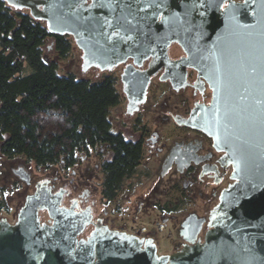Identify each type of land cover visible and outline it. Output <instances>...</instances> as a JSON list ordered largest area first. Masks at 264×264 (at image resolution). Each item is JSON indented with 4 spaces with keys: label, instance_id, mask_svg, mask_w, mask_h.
Here are the masks:
<instances>
[{
    "label": "water",
    "instance_id": "water-1",
    "mask_svg": "<svg viewBox=\"0 0 264 264\" xmlns=\"http://www.w3.org/2000/svg\"><path fill=\"white\" fill-rule=\"evenodd\" d=\"M3 1L50 33L70 36L84 74L129 58L138 65L151 55L166 59L168 47L179 45L182 67L198 71L213 92L201 115L181 124L227 153L235 183L211 211L203 242L201 220L194 236L184 237L188 245L172 255L94 223L87 211L63 207L61 193L38 185L15 224L0 220V264H264V0H103L110 4L104 8L102 0ZM193 221L189 216L182 228ZM89 226L92 232L81 237Z\"/></svg>",
    "mask_w": 264,
    "mask_h": 264
},
{
    "label": "flooded vegetation",
    "instance_id": "flooded-vegetation-1",
    "mask_svg": "<svg viewBox=\"0 0 264 264\" xmlns=\"http://www.w3.org/2000/svg\"><path fill=\"white\" fill-rule=\"evenodd\" d=\"M185 56L179 45L172 44L166 51V59L151 55L138 65L134 59L129 58L112 70L101 71L92 67L86 72L87 80L93 84L105 80L114 84L120 102L111 113L112 130L126 141L140 145L143 151L140 166L127 182L132 187V182L140 179V168L145 164L147 174L142 177L150 182V187L144 194H148L144 199L142 195L136 196L137 209L133 215L118 218L107 211V207L128 187L124 186L114 199L102 195L103 167L111 155L108 148L105 149L109 152V157L103 161L99 158V153L96 154L97 149L91 150L85 158L87 166L84 176L80 170L84 160L69 169L57 165L44 170L36 165L32 167L23 158H5L1 153L0 142V168L7 175H4V179L13 190L19 192L15 201H24L15 207L12 219L2 217L0 220L15 224L26 198L36 192L38 185H44L52 195L62 194L63 207H73L77 212L87 211L92 214V221L96 224L101 223L113 231L153 242L159 254L156 236L146 228L131 227V222L128 223L127 220L132 216L134 219L138 218L148 207L157 208L158 206L148 204V196L152 191L154 199L157 194L167 195L171 189L164 191V186L168 189L170 184L184 198L188 212L178 224V244L169 254L159 255H172L186 247L188 243L184 237L192 238L196 225L201 220L204 223L197 239L203 242L211 211L220 203L223 191L235 183L232 179L234 169L227 153L218 150L211 137L192 126L181 124L199 117V108L209 106L213 95L198 71L182 67L180 62ZM147 76L150 78L144 90L143 83ZM152 168L157 172L153 176ZM160 190L164 193L161 194ZM98 194L101 196L100 202L97 201ZM100 204L103 205L101 213L98 211ZM159 214L165 222L168 221L164 218L165 214ZM189 216H194L195 221L183 229L182 225ZM40 217L42 222L48 221L46 212H41ZM93 229V226H89L85 231L86 235L84 233L81 237L86 238Z\"/></svg>",
    "mask_w": 264,
    "mask_h": 264
},
{
    "label": "trees",
    "instance_id": "trees-1",
    "mask_svg": "<svg viewBox=\"0 0 264 264\" xmlns=\"http://www.w3.org/2000/svg\"><path fill=\"white\" fill-rule=\"evenodd\" d=\"M48 42L63 60L76 46L70 36L50 33L27 11L0 0L1 153L44 170L69 169L81 155L106 147L111 155L103 167L102 195L114 199L143 159L140 145L112 130L120 96L108 80L93 84L59 75L58 63L43 58ZM26 65L32 72L23 75Z\"/></svg>",
    "mask_w": 264,
    "mask_h": 264
},
{
    "label": "rangeland",
    "instance_id": "rangeland-1",
    "mask_svg": "<svg viewBox=\"0 0 264 264\" xmlns=\"http://www.w3.org/2000/svg\"><path fill=\"white\" fill-rule=\"evenodd\" d=\"M43 58L46 62H57L59 67L58 73L61 76H67L71 74L79 80L88 79L87 73L84 74L81 67L83 63L82 52L76 46L73 48L71 54L63 60L60 59L52 43L48 42L44 48ZM31 72V68L26 65L23 71V75H28ZM105 148L106 147L98 148L96 153H99V158L102 161L109 157V152L106 151ZM86 156L87 155L80 156V160H84L85 162L83 164V167L80 168L84 176L86 175L85 168L87 166V162L85 159ZM95 156L96 155H94V157ZM31 164L32 167L35 166V163L32 162ZM144 165L140 168V179L134 180L131 184L132 187L129 186V182H126L125 186H128L127 189H125L120 194L119 198L115 202L107 207V211L109 214L118 218L131 216V214L133 215L135 213V209H137L136 205L138 198H136V196L142 195L141 197L143 198L148 195H144L145 193H147L146 191L150 187V182L148 183L147 179L142 177L146 176L147 174ZM154 174H157V172L156 169L153 170L152 168L151 175L153 176ZM4 175L5 174L0 168V218L6 217L8 219H12V214L16 212L15 207L17 208L18 206L23 204L24 201H15V199H17V196H19V192L17 190H13L11 185L5 181ZM63 175H65V172H63ZM166 187L167 186H164V191H169V188L171 189V191L168 192L167 195L161 196L157 194L154 199V194L152 191L148 196V204L158 206L157 208H151L148 207L149 205H147L149 209L144 210L138 218L134 219V216H132V218L127 220L128 223L131 222V227L138 229L146 228L156 236L160 252L159 254H169L173 251L175 245L178 244L179 239L176 234L178 224L188 212L185 208L187 206L185 204L186 202L184 203V198L181 197L178 192H175L178 191L177 188H175L174 185L170 186V184H168V189ZM180 188L181 187H179V189ZM164 191L162 190L161 194L162 192L164 193ZM97 196L99 197L97 201L100 202L101 196L99 194ZM154 201H156L155 204ZM102 207L103 205L100 204L98 210L99 213H101ZM159 212L165 214L164 218H167L168 221L165 222ZM84 235H86V233Z\"/></svg>",
    "mask_w": 264,
    "mask_h": 264
},
{
    "label": "snow or ice",
    "instance_id": "snow-or-ice-1",
    "mask_svg": "<svg viewBox=\"0 0 264 264\" xmlns=\"http://www.w3.org/2000/svg\"><path fill=\"white\" fill-rule=\"evenodd\" d=\"M95 2H96V0H94V3ZM98 6L101 7V8H104V7H110V4L109 3H106V2H103V0H102V2H100L98 4Z\"/></svg>",
    "mask_w": 264,
    "mask_h": 264
}]
</instances>
